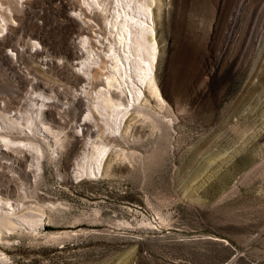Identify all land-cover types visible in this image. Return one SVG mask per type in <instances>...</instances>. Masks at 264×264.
<instances>
[{"label": "rangeland", "instance_id": "rangeland-1", "mask_svg": "<svg viewBox=\"0 0 264 264\" xmlns=\"http://www.w3.org/2000/svg\"><path fill=\"white\" fill-rule=\"evenodd\" d=\"M0 1V198L45 211L2 234L7 264H264V0L157 1L165 106L107 134L95 178L78 161L102 128L103 11Z\"/></svg>", "mask_w": 264, "mask_h": 264}, {"label": "bare ground", "instance_id": "bare-ground-1", "mask_svg": "<svg viewBox=\"0 0 264 264\" xmlns=\"http://www.w3.org/2000/svg\"><path fill=\"white\" fill-rule=\"evenodd\" d=\"M84 1L88 6L95 5L101 8L107 31L106 44L101 55L99 52L97 55L96 50L89 48L90 46L85 54L86 63L94 60L93 62L99 65L95 74L100 83L94 86L91 108L98 114L102 128L80 157L78 172L95 178L101 173L109 148L112 146L107 134L118 133L131 111L140 114L143 112L147 117L151 97L160 108L165 106L166 101L156 79L159 44L154 22V6L159 1ZM4 26V20L0 19V33ZM82 42L85 46L88 45L86 38H83ZM30 122L28 118L26 123ZM0 139L5 143L11 140L7 134L1 135ZM25 143L39 156L40 149L34 142L29 140ZM1 198L0 237L16 229L20 224L26 225L32 231L41 225L45 216L43 208L24 203L13 204ZM8 260V255L0 250V264H7Z\"/></svg>", "mask_w": 264, "mask_h": 264}]
</instances>
